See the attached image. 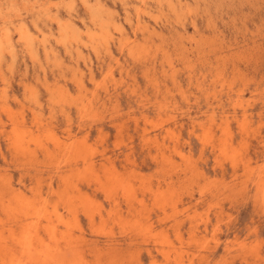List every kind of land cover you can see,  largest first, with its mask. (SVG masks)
I'll return each mask as SVG.
<instances>
[{"label":"rangeland","instance_id":"374dc122","mask_svg":"<svg viewBox=\"0 0 264 264\" xmlns=\"http://www.w3.org/2000/svg\"><path fill=\"white\" fill-rule=\"evenodd\" d=\"M27 263L264 264V0H0V264Z\"/></svg>","mask_w":264,"mask_h":264},{"label":"bare ground","instance_id":"6f19581e","mask_svg":"<svg viewBox=\"0 0 264 264\" xmlns=\"http://www.w3.org/2000/svg\"><path fill=\"white\" fill-rule=\"evenodd\" d=\"M11 141V140H10ZM52 243V242H51ZM37 245V244H36ZM57 246V245H56ZM38 247V246H37ZM56 249V248H55ZM31 250V249H30ZM17 251V250H16ZM52 251V250H51ZM66 257V256H65ZM24 258V257H23ZM26 259V258H25ZM51 260V259H50ZM81 260V259H80ZM29 262V261H27ZM32 262V261H31ZM50 262V261H49ZM51 263V262H50ZM28 264V263H27Z\"/></svg>","mask_w":264,"mask_h":264}]
</instances>
